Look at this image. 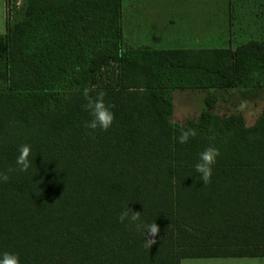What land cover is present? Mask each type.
Listing matches in <instances>:
<instances>
[{
    "label": "trees",
    "instance_id": "16d2710c",
    "mask_svg": "<svg viewBox=\"0 0 264 264\" xmlns=\"http://www.w3.org/2000/svg\"><path fill=\"white\" fill-rule=\"evenodd\" d=\"M120 18L121 0H27L0 34V172L16 168L22 144L32 150L27 172L0 181V253L20 264L264 255V112L248 126L206 99L195 121H171L176 89L264 87V41L131 49ZM85 88L106 92V132L85 127ZM210 146L220 155L204 185L194 165ZM128 207L158 225L151 248L119 221Z\"/></svg>",
    "mask_w": 264,
    "mask_h": 264
},
{
    "label": "crops",
    "instance_id": "0c3cea01",
    "mask_svg": "<svg viewBox=\"0 0 264 264\" xmlns=\"http://www.w3.org/2000/svg\"><path fill=\"white\" fill-rule=\"evenodd\" d=\"M8 5L9 0H0V34L6 32L9 22ZM230 8V0H121L120 23L124 46L131 49L145 46L158 49H233L246 42H232L228 35ZM207 28L208 33L205 34ZM211 28L215 29L213 33ZM235 90L247 94V90ZM254 90L250 89L249 93L252 95ZM251 95L245 103L249 104L248 108L254 109L259 97ZM238 112L243 114L248 126L253 125L260 115L252 113V120H248L243 109ZM253 235H257V229L251 226ZM198 258H203L199 261L202 263L193 264H264V255Z\"/></svg>",
    "mask_w": 264,
    "mask_h": 264
},
{
    "label": "rangeland",
    "instance_id": "374dc122",
    "mask_svg": "<svg viewBox=\"0 0 264 264\" xmlns=\"http://www.w3.org/2000/svg\"><path fill=\"white\" fill-rule=\"evenodd\" d=\"M12 14L8 23H14L20 20L23 14V7L27 0H9ZM230 20L228 23V35L233 41H264V0H230ZM205 29V34L208 33ZM211 33L215 31L211 28ZM210 33V34H211ZM193 34V33H192ZM193 36L192 38H194ZM197 46V45H192ZM209 46V45H203ZM216 46V45H215ZM93 84V87L106 86L109 83V77L103 75ZM115 78V75H112ZM6 77L0 73V80ZM104 81V82H103ZM246 91L247 89H242ZM242 93L235 89H176L173 91V112L171 121L175 125L186 124L188 121H195L204 108L205 100L213 99L214 111L219 114H230L242 109L245 111L248 120H252L251 114L259 115L264 112V87L255 88L253 94ZM259 97V103L256 108L250 109L246 100L249 96ZM262 101V102H261ZM253 116V117H254ZM203 258L193 259L185 258L180 264L202 263Z\"/></svg>",
    "mask_w": 264,
    "mask_h": 264
},
{
    "label": "clouds",
    "instance_id": "9594fccd",
    "mask_svg": "<svg viewBox=\"0 0 264 264\" xmlns=\"http://www.w3.org/2000/svg\"><path fill=\"white\" fill-rule=\"evenodd\" d=\"M92 91L94 90L89 88H85L83 91V96L86 100L85 109L91 116V120L85 123V127L92 130V132H95L97 129L106 132L112 127L115 118L114 113L111 111L112 106L106 105L105 103V91L101 90L97 92L95 96L90 94ZM192 136H195L194 131L190 129L183 131L178 137V142L180 144H185ZM31 151L30 145L22 144L19 147V155L16 158V168H8L6 171L0 172V181L7 182L9 180L8 173L13 171L27 172L32 165V161L29 159ZM219 155V149L211 146L199 154V159L194 165V170L195 173L198 174L199 180H202L204 185L210 183L212 169ZM126 219L145 234L146 247L151 248L152 245L156 243L155 237L159 232V227L155 222L151 224L143 223L140 219V212H133L129 207L119 216V221L121 223H124ZM0 264H20V258L15 253L5 251L0 253Z\"/></svg>",
    "mask_w": 264,
    "mask_h": 264
},
{
    "label": "built area",
    "instance_id": "2783aa9c",
    "mask_svg": "<svg viewBox=\"0 0 264 264\" xmlns=\"http://www.w3.org/2000/svg\"><path fill=\"white\" fill-rule=\"evenodd\" d=\"M11 14H12V9H11V5H10V2H9V5H8V12H7V16H8V19H9V20H10Z\"/></svg>",
    "mask_w": 264,
    "mask_h": 264
}]
</instances>
